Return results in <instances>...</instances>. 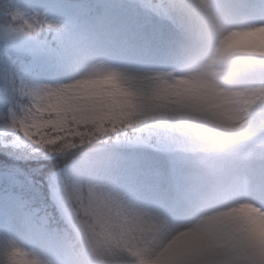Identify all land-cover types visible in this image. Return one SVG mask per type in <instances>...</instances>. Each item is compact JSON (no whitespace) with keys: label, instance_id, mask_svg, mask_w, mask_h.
I'll list each match as a JSON object with an SVG mask.
<instances>
[{"label":"snow or ice","instance_id":"obj_1","mask_svg":"<svg viewBox=\"0 0 264 264\" xmlns=\"http://www.w3.org/2000/svg\"><path fill=\"white\" fill-rule=\"evenodd\" d=\"M141 7L155 26L153 42L143 54L161 65H175L173 70L133 71L119 65L117 61L130 48L119 30L101 26L66 34L58 19L40 13L27 18L18 10L13 12L12 19L19 23L11 31L51 36L48 68L73 75L56 85L33 86L21 79L16 90L28 103L21 105L20 114L13 113L9 127L52 152L134 132L149 122L165 131L175 149L183 121L193 113H211L225 126L236 121V130L248 127L254 156L236 166L223 197L205 198L183 164L155 181L154 200L189 217L184 227L95 182L99 170L134 193L142 190L141 178L124 166V150L131 145L85 158L81 170L67 177L65 191L86 248L96 242V234L84 214L97 207L107 212V239L114 254L125 252L135 264H264V111L254 118L251 111L228 116L214 90L186 83L173 55L170 9L163 0H143ZM251 9L252 5L242 11ZM261 27L264 23L253 24L250 30ZM241 209L247 211L240 215ZM10 245L6 264H41L24 248Z\"/></svg>","mask_w":264,"mask_h":264},{"label":"rangeland","instance_id":"obj_2","mask_svg":"<svg viewBox=\"0 0 264 264\" xmlns=\"http://www.w3.org/2000/svg\"><path fill=\"white\" fill-rule=\"evenodd\" d=\"M142 2L0 0V64L10 57L11 51L21 54L20 57H11L10 61V69L17 68L12 91L0 96V147L24 148L35 157L60 156L72 150L52 152L33 144L18 130L9 127L13 113L20 114L21 105L28 103L27 98L16 90L21 79L33 86L56 85L73 75L71 71L48 68V42L51 36L46 38L44 34L11 31L19 23L12 19V13L18 10L27 18L40 13L58 19L64 24L66 34L101 26L119 30L130 43L129 50L123 54L124 58L117 61L119 65L133 71L138 66L144 68L141 71L173 70L175 65H161L143 54L153 42L155 26L151 16L142 9ZM185 2L163 0L170 12ZM218 3L244 24L264 23V0H218ZM250 5L252 9L249 12L242 11ZM228 47L234 51L213 54L199 64L200 58L207 56V53L198 47L193 34H186L178 45L172 43L173 55L179 62L180 74L187 77L186 83L204 90H214L224 101L223 104L231 107L232 115L238 112L247 115L251 111L250 118H254L264 111V92L261 91L264 88V31L250 30L239 39L229 41ZM188 48L195 49L192 57L191 54L184 56ZM222 81L240 86L224 88L220 86ZM198 119L199 115L193 113L183 121L175 149L170 147L165 131L152 122L134 132L113 135L112 141H109V137H102L104 142L86 148L68 165L53 171L47 182L41 183L35 199L25 191L27 183H32L31 179H23L11 170L0 169V244L13 242L41 264H114L116 260L135 264L134 258L127 253L114 254L109 246L110 221L105 209L92 207L85 211L84 221L91 225L96 234V242L85 247L65 191L67 177L81 170L85 158L99 156L119 145H131L124 150V166L141 178L142 190L134 193L113 176L99 170L94 175L95 182L126 195L140 206L159 211L173 224L175 221L172 220L177 219L170 217L172 208L154 200L152 186L157 179L181 165L176 151L191 153L195 150L203 135ZM232 123L233 127L237 125L234 121ZM182 221L186 225L190 218L185 216Z\"/></svg>","mask_w":264,"mask_h":264},{"label":"clouds","instance_id":"obj_3","mask_svg":"<svg viewBox=\"0 0 264 264\" xmlns=\"http://www.w3.org/2000/svg\"><path fill=\"white\" fill-rule=\"evenodd\" d=\"M173 34V44L178 45L186 34L196 37L197 45L207 56L198 61L204 63L208 56L234 51L228 42L239 39L251 29L229 14L218 0H186L170 13L168 21ZM256 30L264 31V27ZM185 80L186 76L181 75ZM221 87H239L222 81ZM198 125L203 131L200 141L191 153L176 151L181 164L188 167L201 194L211 200L223 197L228 189L231 174L239 164L251 160L255 149L247 140L249 128L225 126L211 113L199 115ZM235 124L238 122L234 121ZM247 209H241L243 215ZM10 242L0 244V264H6Z\"/></svg>","mask_w":264,"mask_h":264},{"label":"trees","instance_id":"obj_4","mask_svg":"<svg viewBox=\"0 0 264 264\" xmlns=\"http://www.w3.org/2000/svg\"><path fill=\"white\" fill-rule=\"evenodd\" d=\"M20 56V53L11 51L10 57L4 59L3 63L0 64V96H5L12 91L17 68L15 70L10 69V61L12 59L11 57ZM109 138L111 139L113 136H109ZM101 141L102 137L85 144L80 147L79 150ZM76 153L77 150L67 151L64 154L55 157H35L28 154L27 150L24 148L3 146L0 147V168L15 171L19 176L31 177L32 183L29 185L28 189L30 191L29 194H33L35 198L36 194L39 193V187L41 185L39 180L47 182L49 174L57 168L66 165ZM37 187L38 191H36Z\"/></svg>","mask_w":264,"mask_h":264},{"label":"bare ground","instance_id":"obj_5","mask_svg":"<svg viewBox=\"0 0 264 264\" xmlns=\"http://www.w3.org/2000/svg\"><path fill=\"white\" fill-rule=\"evenodd\" d=\"M195 50V49H194ZM194 50L191 52V56H193L195 54ZM141 70H144V68L142 66H138L135 68V71H141ZM223 108L226 110L228 116H232V110H231V107H228V106H225L223 104ZM231 110V112H230ZM235 128L238 127V125L234 126ZM175 216V215H174ZM175 219L177 220H173V225L176 226V227H184L186 226L189 222L186 223V225H183L185 224L183 221H182V218L181 217H176Z\"/></svg>","mask_w":264,"mask_h":264}]
</instances>
